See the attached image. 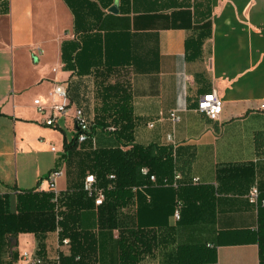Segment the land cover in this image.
<instances>
[{
  "label": "crops",
  "instance_id": "crops-1",
  "mask_svg": "<svg viewBox=\"0 0 264 264\" xmlns=\"http://www.w3.org/2000/svg\"><path fill=\"white\" fill-rule=\"evenodd\" d=\"M63 81L71 109L51 128L34 101L49 104ZM212 92L224 102L216 121L198 110ZM77 108L96 124L95 142L67 150ZM117 118L121 131L110 134ZM128 144L172 149L178 169L134 187L113 227L97 206L80 211L97 264H126L122 239L139 227L156 247L134 264H264L255 241L264 206L248 201L255 185L264 200V0H0V196L9 212L25 190L71 197L96 171L95 152ZM53 171L62 172L54 190ZM188 185L180 220L166 205L160 216L145 207L155 187ZM42 236L20 233L18 254L39 243L50 260L71 254L56 229Z\"/></svg>",
  "mask_w": 264,
  "mask_h": 264
},
{
  "label": "trees",
  "instance_id": "trees-1",
  "mask_svg": "<svg viewBox=\"0 0 264 264\" xmlns=\"http://www.w3.org/2000/svg\"><path fill=\"white\" fill-rule=\"evenodd\" d=\"M117 119H114L113 125H110L116 127L114 132L108 131L110 126L106 127L110 134H119L121 131L120 120ZM89 125V140H92L94 138L92 131L96 128V124ZM76 141L71 146H65L66 149H75L78 144ZM94 159L96 160V171L92 174L95 175L98 186L106 191L104 203L97 207L100 208L101 213L108 214V218L101 223L110 227L114 225V214L118 209L128 207L132 203L134 187L143 184L149 187L152 184L149 177L142 173L143 168H148L150 174L157 177V182L159 180L168 182V178L171 179L178 169L172 159V149H161L155 146L143 148L134 145V149L129 153L123 152L120 148L95 152ZM181 173H186V171L182 169ZM111 174L116 176L114 181L108 179ZM191 186H180L179 189L155 187L150 192L151 201L148 204L145 203V207L155 206L153 214L160 216V205L163 204L167 206L168 216L171 213L174 215L178 208L181 215V205H185L181 192L182 190L192 191ZM164 190L168 191V195H164L162 201L167 199V203H156L155 194ZM91 206L96 205L94 199L85 192L84 185L82 190L71 197L66 194L56 196L53 191L41 193L34 190L22 191L18 200L17 214L9 212L7 200L0 196V264H19L17 246L20 233H34L39 240H42V233L54 231L57 228L61 229L60 240L66 238L70 240L71 254L68 256L60 254L58 260H47L46 264H97L96 237L82 229L80 224V211ZM156 222L160 223L161 220H156ZM148 230V228L139 227L122 239L126 264H134L139 254L149 251L152 246L156 247L154 239L156 236ZM255 241L260 246L261 255H264V214L259 218ZM42 252L43 245L39 243L37 254L46 258L45 253Z\"/></svg>",
  "mask_w": 264,
  "mask_h": 264
},
{
  "label": "built area",
  "instance_id": "built-area-1",
  "mask_svg": "<svg viewBox=\"0 0 264 264\" xmlns=\"http://www.w3.org/2000/svg\"><path fill=\"white\" fill-rule=\"evenodd\" d=\"M34 104L37 106L39 111L43 113L46 117L44 121V125L57 128L58 127V120L62 117L68 116V113L71 109V100L69 97V85L66 82H58L54 85L52 91L49 93V104H43L40 99H36ZM224 102L223 100L215 93L212 92L208 95L203 96L198 104V110L200 113L205 114L207 118L211 121H216L220 118V115L223 111ZM169 119L174 123L180 121V117L178 116L176 111H172L169 115ZM73 121L75 124V133H76V140L79 144H83L84 142L90 139L89 132H90V125L84 113L81 109H76L73 116ZM150 127H153V124H150ZM116 127L110 126L108 131L114 132ZM93 142L94 138H92ZM134 149V144H128L123 148V151L126 153L131 152ZM142 173L145 176L149 177V181L152 184L157 183V177L155 175L150 174L148 168H143ZM62 175L61 171H53L49 178L50 187L52 190L55 189L56 179ZM176 180L181 179V175L177 174L175 176ZM110 181H114L116 176L111 174L108 176ZM193 184L198 183L197 179L192 180ZM177 185V184H175ZM136 188H134L135 190ZM84 190L89 197L94 199L96 206H101L105 199H106V191L103 187L98 186L97 179L95 175L88 174L84 180ZM58 196V193H55ZM248 201L250 204L259 207L264 206V200L260 199V191L259 188L255 185L252 186L249 194H248ZM180 210L179 208L176 209L174 213V218L176 220H180ZM60 228H57V233L60 235ZM59 244L64 246L70 245V240L68 238L60 240ZM59 256L56 257L55 260H58ZM47 260L50 259L41 257L37 254V252L33 251H24L21 252L19 255V264H46Z\"/></svg>",
  "mask_w": 264,
  "mask_h": 264
},
{
  "label": "water",
  "instance_id": "water-1",
  "mask_svg": "<svg viewBox=\"0 0 264 264\" xmlns=\"http://www.w3.org/2000/svg\"><path fill=\"white\" fill-rule=\"evenodd\" d=\"M110 11H112V12H117V8L114 6V7H112V8L110 9Z\"/></svg>",
  "mask_w": 264,
  "mask_h": 264
}]
</instances>
